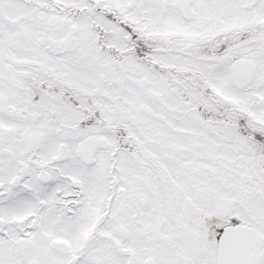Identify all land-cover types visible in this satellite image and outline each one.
Instances as JSON below:
<instances>
[{"label":"snow or ice","instance_id":"snow-or-ice-1","mask_svg":"<svg viewBox=\"0 0 264 264\" xmlns=\"http://www.w3.org/2000/svg\"><path fill=\"white\" fill-rule=\"evenodd\" d=\"M0 264H264V0H0Z\"/></svg>","mask_w":264,"mask_h":264}]
</instances>
